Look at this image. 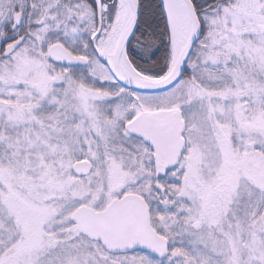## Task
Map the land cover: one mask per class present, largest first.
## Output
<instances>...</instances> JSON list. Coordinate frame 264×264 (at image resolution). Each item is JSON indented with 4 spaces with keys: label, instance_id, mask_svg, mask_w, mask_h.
<instances>
[{
    "label": "snow or ice",
    "instance_id": "snow-or-ice-1",
    "mask_svg": "<svg viewBox=\"0 0 264 264\" xmlns=\"http://www.w3.org/2000/svg\"><path fill=\"white\" fill-rule=\"evenodd\" d=\"M0 264H264V0H0Z\"/></svg>",
    "mask_w": 264,
    "mask_h": 264
}]
</instances>
